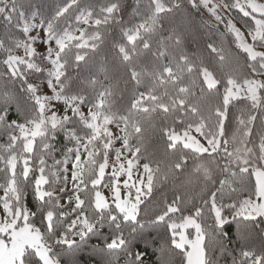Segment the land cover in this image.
I'll return each instance as SVG.
<instances>
[{"label": "snow or ice", "instance_id": "obj_1", "mask_svg": "<svg viewBox=\"0 0 264 264\" xmlns=\"http://www.w3.org/2000/svg\"><path fill=\"white\" fill-rule=\"evenodd\" d=\"M125 3L62 0L38 18L0 0V264H60L54 249L103 228L102 264H144L149 224L170 232L179 264H220L230 221L232 264H264L249 244L254 224L264 232V0H133L127 21ZM113 25V67L77 85ZM150 130L161 158L146 154Z\"/></svg>", "mask_w": 264, "mask_h": 264}, {"label": "trees", "instance_id": "obj_2", "mask_svg": "<svg viewBox=\"0 0 264 264\" xmlns=\"http://www.w3.org/2000/svg\"><path fill=\"white\" fill-rule=\"evenodd\" d=\"M20 2L25 5V11L27 14L36 13L37 17L39 18L40 16H50L57 5L62 2V0H20ZM100 2H102V0H81L82 7L87 6L88 4L95 5ZM132 6L133 0H126L125 13L122 14L125 21L129 19L128 13H131ZM231 15L236 20H240L242 16V14H239L235 10L231 13ZM197 19L199 20V17H197ZM3 31L4 22L2 19H0V34H2ZM224 31L225 30L222 25L218 28L210 29V32L214 34V38ZM118 32V27L113 25L109 29V35L105 40V44L101 46V49L96 54L94 59L80 71H73L71 73L72 80L75 81L77 85L87 87V80L91 76H99L102 79V69L105 67H113L115 52L111 48V42L114 36L118 37ZM206 38L207 37L204 33H201L198 37L201 49L203 48ZM188 44L191 49H196V45L192 43L191 38L188 40ZM232 47L234 48V45H232ZM38 77L42 79L40 74H36L31 77V81H37ZM17 87L19 86L17 85ZM115 103L117 107L126 105L128 103L127 93H125L123 96H117L115 98ZM9 116L10 119H18L15 107L10 110ZM159 123L160 120L158 117L157 124L159 125ZM6 141L7 137L0 136V144H4ZM58 142L59 145H63L64 141L62 137L58 138ZM118 143L119 142H117V144ZM117 144L115 146L119 147L120 145ZM144 148L146 154H154L156 158L162 157L164 152V143L158 131L150 130L146 134ZM57 158H59V153L57 154ZM49 163H51V161H49ZM3 167V161H0V168ZM181 179H183V177H181ZM172 191L173 188L171 185L164 186L161 189V192L156 194V200L153 201V204H155L156 201L160 199L161 193H165L169 198H171ZM2 194V190H0V195ZM25 203L26 206L34 210L33 197L31 193L25 197ZM151 206L152 205L149 207L151 208ZM36 223L37 226H40L38 218H36ZM208 223H211V220H209ZM261 227H264V225H261ZM224 231L227 234L225 237V247L229 252H231V255H229L228 252H226L224 255H221L219 250H217L214 253V256L219 259L220 264H232V256L238 254L241 245V241L238 238L240 235L238 232V225L235 222L230 221L228 225H225ZM108 233L109 230L107 228H103L100 230V235L90 234L85 238L84 241H80L79 237H77L76 241L78 247L69 249L67 245H62L54 249V252L56 253L57 259L60 260V264H102V257L104 256V253L100 250L104 249L105 247L104 237L107 236ZM209 235L211 236L213 233H210ZM169 236L170 232L166 234L165 227L163 225H146L142 237L136 242V249L143 253L144 264H164L165 261L173 258L175 260V264H179L180 258L176 255L179 250H175L174 247L170 245V241L168 239ZM249 244L251 247L257 250H259L261 247H264V232L260 231V228L256 227L255 224L252 226ZM161 248H163V251H161ZM121 264H123V261H121Z\"/></svg>", "mask_w": 264, "mask_h": 264}, {"label": "rangeland", "instance_id": "obj_3", "mask_svg": "<svg viewBox=\"0 0 264 264\" xmlns=\"http://www.w3.org/2000/svg\"><path fill=\"white\" fill-rule=\"evenodd\" d=\"M237 26H240V25L238 24ZM242 30H243V29H242ZM33 35H35V33H33ZM36 46L38 47L39 50L43 51V49H44V45H43V44H38V45H36ZM21 54H22V53H21ZM45 91H47L46 87H45ZM112 130L115 132V131H116L115 127H112ZM117 145H120V144L118 143ZM106 191H107V190H105V192H106Z\"/></svg>", "mask_w": 264, "mask_h": 264}]
</instances>
